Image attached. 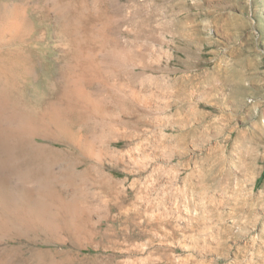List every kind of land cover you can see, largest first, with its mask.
Listing matches in <instances>:
<instances>
[{
	"label": "rangeland",
	"instance_id": "1",
	"mask_svg": "<svg viewBox=\"0 0 264 264\" xmlns=\"http://www.w3.org/2000/svg\"><path fill=\"white\" fill-rule=\"evenodd\" d=\"M86 14L108 84L90 92L113 121L92 120L94 154L54 169L81 162L80 200L127 264H264V0H87Z\"/></svg>",
	"mask_w": 264,
	"mask_h": 264
},
{
	"label": "bare ground",
	"instance_id": "2",
	"mask_svg": "<svg viewBox=\"0 0 264 264\" xmlns=\"http://www.w3.org/2000/svg\"><path fill=\"white\" fill-rule=\"evenodd\" d=\"M86 12L87 0H0V264H127L133 257L123 254L114 226L92 221L99 205L80 200L81 162L54 169L68 154H94L92 120L113 121L102 95L96 101L90 92L108 84L95 54L103 44L96 18Z\"/></svg>",
	"mask_w": 264,
	"mask_h": 264
}]
</instances>
